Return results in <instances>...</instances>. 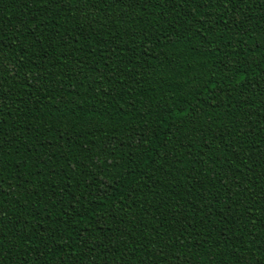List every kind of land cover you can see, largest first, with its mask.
<instances>
[{
  "label": "trees",
  "instance_id": "trees-1",
  "mask_svg": "<svg viewBox=\"0 0 264 264\" xmlns=\"http://www.w3.org/2000/svg\"><path fill=\"white\" fill-rule=\"evenodd\" d=\"M245 260L264 0H0V264Z\"/></svg>",
  "mask_w": 264,
  "mask_h": 264
},
{
  "label": "snow or ice",
  "instance_id": "snow-or-ice-1",
  "mask_svg": "<svg viewBox=\"0 0 264 264\" xmlns=\"http://www.w3.org/2000/svg\"><path fill=\"white\" fill-rule=\"evenodd\" d=\"M207 5H205V7H206ZM243 264H248V261L247 260H245V261H243Z\"/></svg>",
  "mask_w": 264,
  "mask_h": 264
}]
</instances>
